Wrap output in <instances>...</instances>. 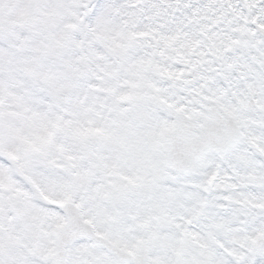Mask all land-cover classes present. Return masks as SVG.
Segmentation results:
<instances>
[{
  "label": "snow or ice",
  "instance_id": "1",
  "mask_svg": "<svg viewBox=\"0 0 264 264\" xmlns=\"http://www.w3.org/2000/svg\"><path fill=\"white\" fill-rule=\"evenodd\" d=\"M0 264H264V0H0Z\"/></svg>",
  "mask_w": 264,
  "mask_h": 264
}]
</instances>
